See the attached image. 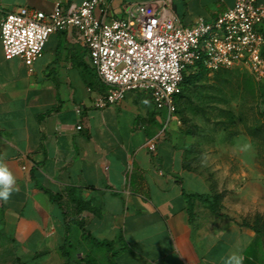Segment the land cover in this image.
<instances>
[{"label":"crops","instance_id":"crops-1","mask_svg":"<svg viewBox=\"0 0 264 264\" xmlns=\"http://www.w3.org/2000/svg\"><path fill=\"white\" fill-rule=\"evenodd\" d=\"M108 1L109 14L120 16L129 3L157 0ZM234 1L171 3L179 21L191 25L198 17L216 18ZM20 6L50 12L54 0H2L0 16ZM102 89L72 26L52 33L35 60L7 59L0 40V158L18 189L9 202L0 201V229L23 264H223L231 252L242 253L243 264H264V233L242 223L264 213V157L202 163L175 118L152 152L147 141L162 128L166 110L141 90L96 108ZM212 181L224 192L220 214L196 200L192 223L184 192L208 193ZM70 187L88 207L70 219L67 257L60 249L64 209L43 188L59 193L70 210ZM76 219L98 239L121 235L126 248L111 262L106 248L83 237Z\"/></svg>","mask_w":264,"mask_h":264},{"label":"built area","instance_id":"built-area-1","mask_svg":"<svg viewBox=\"0 0 264 264\" xmlns=\"http://www.w3.org/2000/svg\"><path fill=\"white\" fill-rule=\"evenodd\" d=\"M109 12L108 0L68 5L54 0L50 12L27 6L9 10L0 16L4 56L35 60L52 33L74 27L103 84L94 107L119 103L128 91L141 90L166 110L162 128L147 141L152 152L171 119L180 122L175 97L189 66L200 62L209 72L240 67L264 78V3L259 0H235L216 18L198 17L191 25L179 21L171 0L129 3L120 16Z\"/></svg>","mask_w":264,"mask_h":264},{"label":"rangeland","instance_id":"rangeland-1","mask_svg":"<svg viewBox=\"0 0 264 264\" xmlns=\"http://www.w3.org/2000/svg\"><path fill=\"white\" fill-rule=\"evenodd\" d=\"M185 93L178 97L177 106L185 107L189 119L184 124L178 113L182 129L191 131L188 138L194 150L190 154L264 157V78L255 79L240 67L208 71ZM244 140L253 145L248 153L236 150ZM16 252L17 246L0 229V264H11Z\"/></svg>","mask_w":264,"mask_h":264},{"label":"trees","instance_id":"trees-1","mask_svg":"<svg viewBox=\"0 0 264 264\" xmlns=\"http://www.w3.org/2000/svg\"><path fill=\"white\" fill-rule=\"evenodd\" d=\"M262 55L264 57V48L262 50ZM220 70V69H219ZM208 70H206L200 62L196 64V66H189L184 71L183 81H182V88L180 93H178L175 97V104H176V112L180 114V117L184 124H187L189 119L186 115V109L185 107H180L178 109L177 106V100L180 96H185V90L189 87L194 85L198 79L205 73H207ZM178 114V115H179ZM187 132H191L189 129H187ZM186 166H190V161L186 162ZM45 192L48 193L49 197L52 201L58 202V204L64 209V227H65V233L63 236L62 243L60 244V249L62 251V254L64 256L70 257V253L68 251V246H70V219L72 215H79L84 209L88 207V204L86 201H84L81 197H79L75 189L70 187L66 191V195L70 199L72 203V209H67L66 204L60 200L61 195L59 193H54L51 190L47 188H43ZM224 196V192L218 191L216 188L215 183L212 181L210 184V192L208 193H188L184 192V198L187 202V209L189 214V219L192 223H194L196 219V211H195V201L199 200L203 202L210 212L215 214H220V210L222 208V199ZM81 229H82V235L84 238L91 241L93 244H95L98 247H104L107 249V251L110 253V261L112 262L114 255L121 250H124L126 246L122 243V236L119 235L115 239L107 240V239H98L94 237L90 231L85 227L84 222L81 219H76L74 221ZM243 224L249 225L252 227L256 232L258 233H264V213L256 212L251 219L244 218L242 220ZM8 240L10 241L11 238L7 235ZM81 262V261H80ZM89 262V259L86 261V263ZM11 264H23L22 260L17 256L13 259V262ZM112 264H115L112 262Z\"/></svg>","mask_w":264,"mask_h":264},{"label":"clouds","instance_id":"clouds-1","mask_svg":"<svg viewBox=\"0 0 264 264\" xmlns=\"http://www.w3.org/2000/svg\"><path fill=\"white\" fill-rule=\"evenodd\" d=\"M253 145L250 140H244L243 143H237L236 150L240 153H248L252 150ZM207 156L202 163L207 162ZM16 176L9 166L0 158V201L7 203L14 192L18 191L16 187ZM223 264H243L244 256L240 252H231L227 257L222 258Z\"/></svg>","mask_w":264,"mask_h":264}]
</instances>
